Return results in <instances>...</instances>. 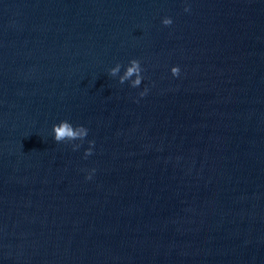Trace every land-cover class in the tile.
I'll return each instance as SVG.
<instances>
[{
	"label": "water",
	"instance_id": "1",
	"mask_svg": "<svg viewBox=\"0 0 264 264\" xmlns=\"http://www.w3.org/2000/svg\"><path fill=\"white\" fill-rule=\"evenodd\" d=\"M0 264H264V0H0Z\"/></svg>",
	"mask_w": 264,
	"mask_h": 264
},
{
	"label": "clouds",
	"instance_id": "2",
	"mask_svg": "<svg viewBox=\"0 0 264 264\" xmlns=\"http://www.w3.org/2000/svg\"><path fill=\"white\" fill-rule=\"evenodd\" d=\"M184 11H190V6L185 3ZM162 25L170 26L173 23V19L170 16H165L161 20ZM123 67V72L121 74V69ZM171 74L173 77H178L181 73L180 66H172ZM143 68L141 63L137 59H131L128 61L127 65H121L120 63L115 64V66L108 69V74L111 77H118L120 84L125 82L129 83V86L132 88H139L144 80L143 77ZM147 87L139 93L141 97L147 94ZM88 128L83 125H73L68 120H61L59 123L52 125V136L56 142H73L81 141L83 142L88 136ZM73 150H77L81 147V144L74 143L72 144ZM94 141H88V147L84 150V157L87 158L93 154ZM95 172V169H92L88 172L86 179H91L92 174Z\"/></svg>",
	"mask_w": 264,
	"mask_h": 264
}]
</instances>
